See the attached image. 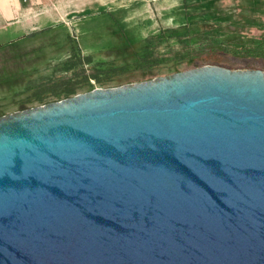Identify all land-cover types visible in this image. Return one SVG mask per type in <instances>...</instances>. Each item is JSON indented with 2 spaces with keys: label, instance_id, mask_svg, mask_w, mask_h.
<instances>
[{
  "label": "water",
  "instance_id": "95a60500",
  "mask_svg": "<svg viewBox=\"0 0 264 264\" xmlns=\"http://www.w3.org/2000/svg\"><path fill=\"white\" fill-rule=\"evenodd\" d=\"M0 264H264V71L0 116Z\"/></svg>",
  "mask_w": 264,
  "mask_h": 264
},
{
  "label": "rangeland",
  "instance_id": "374dc122",
  "mask_svg": "<svg viewBox=\"0 0 264 264\" xmlns=\"http://www.w3.org/2000/svg\"><path fill=\"white\" fill-rule=\"evenodd\" d=\"M54 1L50 21L0 30V116L205 65L264 71V0Z\"/></svg>",
  "mask_w": 264,
  "mask_h": 264
},
{
  "label": "crops",
  "instance_id": "0c3cea01",
  "mask_svg": "<svg viewBox=\"0 0 264 264\" xmlns=\"http://www.w3.org/2000/svg\"><path fill=\"white\" fill-rule=\"evenodd\" d=\"M46 0H0V30L8 27L12 28V37L22 33H27L36 28L43 21H50L47 17L52 16V12L45 5L40 3ZM68 0H55L53 8L59 12V7L64 6ZM39 10L40 14H36ZM59 14V13H58ZM7 32V31H6ZM8 33V32H7Z\"/></svg>",
  "mask_w": 264,
  "mask_h": 264
},
{
  "label": "trees",
  "instance_id": "16d2710c",
  "mask_svg": "<svg viewBox=\"0 0 264 264\" xmlns=\"http://www.w3.org/2000/svg\"><path fill=\"white\" fill-rule=\"evenodd\" d=\"M89 91H91V90H89ZM73 92V90H70V89H68V90H65V91H63V92H61L60 94H69V93H72ZM88 92V91H87ZM56 95H57V97L59 96V93L57 92L56 93ZM63 100V99H62ZM60 101V100H59Z\"/></svg>",
  "mask_w": 264,
  "mask_h": 264
},
{
  "label": "bare ground",
  "instance_id": "6f19581e",
  "mask_svg": "<svg viewBox=\"0 0 264 264\" xmlns=\"http://www.w3.org/2000/svg\"><path fill=\"white\" fill-rule=\"evenodd\" d=\"M231 70H233V69H231ZM239 70V69H238ZM241 70V69H240ZM248 70H252V69H248ZM255 70V69H254ZM256 70H260V69H256ZM263 71V70H262ZM102 89H105V88H102ZM57 102V101H56Z\"/></svg>",
  "mask_w": 264,
  "mask_h": 264
}]
</instances>
